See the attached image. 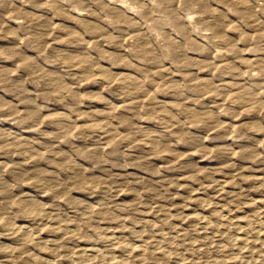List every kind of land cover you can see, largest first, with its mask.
<instances>
[{"label":"clouds","instance_id":"1","mask_svg":"<svg viewBox=\"0 0 264 264\" xmlns=\"http://www.w3.org/2000/svg\"><path fill=\"white\" fill-rule=\"evenodd\" d=\"M21 4L60 18L46 28L14 10L23 27L0 19V157L10 158L0 161V264H264V183H240L264 176L215 184L211 171L264 162V0ZM58 40L82 46L52 49ZM49 49L66 55L50 66ZM221 135L235 142H206ZM180 177L194 178L175 185L189 191L170 192ZM209 185L224 201H209L211 213L161 203L202 201L195 193ZM206 227L225 231L201 240Z\"/></svg>","mask_w":264,"mask_h":264},{"label":"rangeland","instance_id":"2","mask_svg":"<svg viewBox=\"0 0 264 264\" xmlns=\"http://www.w3.org/2000/svg\"><path fill=\"white\" fill-rule=\"evenodd\" d=\"M13 10L15 11L16 15L24 17V16H28L30 19H32V24L29 25V27H34L36 24H43L45 25V28L47 27V25H54L55 21L60 18L58 14L53 15L51 18H42V19H35L32 17V13H39L41 10L40 9H31V11L29 12V6L28 5H22L21 4V0H15V3L13 4V0H0V19H3L5 21L6 27L7 26H14V27H23V25L21 24L20 20L16 19L15 16L12 15ZM89 20L95 21L98 19V17L93 14L92 16L88 17ZM64 20L66 23L69 24H75L77 25V27H79L80 29H82V31L84 32L85 35H95V32L98 31L99 29L96 28L95 24H85L80 20H72L70 18L64 17ZM51 31L55 34V35H64L68 32L71 31V29L68 28H57V27H52ZM55 36L49 37V41L51 42L52 39H54ZM21 43H24L23 41H21ZM110 45V42H109ZM82 45L79 43H76L75 41H67V40H58L56 41V43L52 44V49H63L66 47H71V48H78L81 47ZM52 49H49V55L51 57V59L47 60L46 63L51 65H55L58 63V61L60 60L61 57L65 56L66 53L62 52V51H55L53 52ZM103 59V57H102ZM6 63H10V61H5ZM73 71H78L77 69H74ZM202 75H206V73H202ZM213 75H215V73H213ZM73 79H75V77H73ZM225 79H230V76H226ZM89 86H93V85H89ZM4 95H10L9 92L4 91L3 93ZM215 107V105H213ZM68 110V109H66ZM247 120L249 119V117H245V116H240L237 117L235 119V121L233 122H240V120ZM15 126V125H12ZM255 127V126H254ZM236 130L233 129V133ZM214 135H219L218 133H214ZM45 139L47 138L46 136L44 137ZM208 143H221V144H228V143H233L235 142L233 140L232 136H223L221 135L219 140H212V141H206ZM40 145L37 143V147H39ZM257 147L259 148V150L261 152H264V146L261 145H257ZM246 152H251L252 149H246ZM10 158L7 156H3L0 157V161H8ZM11 159H19L18 157H13ZM245 163H252L253 166L251 168H243L241 170H239V172H237L235 170V166H222L220 168H213L211 169V171L214 173V175L216 177H219L220 179L215 180L214 183L215 184H219L221 181H228L232 178H234L235 176L238 175H246V174H250L252 177L255 176H264V162H261L259 167H256V164L253 163L252 161H245ZM26 167H28V165H25ZM135 171H144L143 169H139V168H134ZM120 171H123L122 169ZM165 171H168L167 169H165ZM211 179V177H210ZM194 180V178H192V180L184 178V177H180L179 179H173L168 181V185H169V191L172 193H185L188 192L189 189L187 187H180L177 188L175 185L176 184H181V185H187L192 183ZM240 183L242 184H248L251 183L253 185L256 184H261L264 183V180H255V179H244L241 180ZM202 186L197 185V188H200ZM225 189H231L230 184H225ZM225 189H221V192H223ZM209 193H215V188H213L211 185H209L207 188H205L203 191H198L197 193H195V195H197L198 197H205L207 196V199H203L202 201H196V200H187L185 201V198L181 195H173L171 200H163L161 201V203H163L164 205H168V204H174L177 201H181V203L177 204L176 207H174L172 209V212L175 213L177 211H183L185 213V215H188L189 213H191L192 208L190 207H185L184 204L188 203L191 204L193 207H198L200 210V213L203 214H207V213H211L213 210V204L209 203V201H217L219 203H223V198L220 194H214V195H208ZM251 195H260L261 192L256 191L255 189H253L250 193ZM91 199V198H90ZM123 199H126V197H124ZM74 204H79V201H74ZM262 207H264V205H261ZM225 211V216H228V212L227 209L224 210ZM241 215V211L240 210H234L232 213V216H240ZM153 219H156L157 217L153 216ZM215 216H213V219L215 220ZM207 221V215H205V220L203 222H197V223H206ZM227 221H221V223H226ZM173 223L176 224H180V225H187V224H192L194 223L193 219L189 216L188 219L183 220L178 216H174L173 219ZM239 224L243 225L246 224L247 221L245 219H240L238 221ZM225 231L224 228H218V229H213L212 227H206L204 229V231L202 233L198 234L199 239H203L205 236H207L210 232H223ZM45 235H47V233H45ZM190 235H197L194 231L192 233H190ZM239 235H244L243 232H240ZM218 239L221 237H217ZM259 240H264V235H261L258 237ZM242 243V241H241ZM189 247H195V248H200L203 247L202 244L199 243H194V244H189ZM252 247H261V245L259 243H256L254 245H252ZM247 255V253H245ZM41 255L47 257V253H41Z\"/></svg>","mask_w":264,"mask_h":264}]
</instances>
